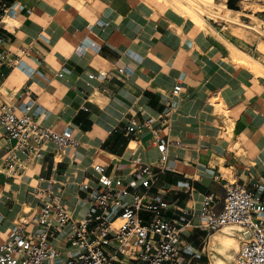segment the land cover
I'll list each match as a JSON object with an SVG mask.
<instances>
[{
  "label": "crops",
  "instance_id": "crops-1",
  "mask_svg": "<svg viewBox=\"0 0 264 264\" xmlns=\"http://www.w3.org/2000/svg\"><path fill=\"white\" fill-rule=\"evenodd\" d=\"M17 1L23 7L0 23L7 57L0 60V103L17 108L35 99L40 124L70 127L76 142L61 151L48 142L20 175L0 173V243L16 224L36 227L46 198L40 189L48 185L82 216L87 203L78 186L97 185L95 163L141 192L132 173L136 155L153 166L150 192L168 200L169 215L185 209L199 222L209 192L219 211L229 180L264 199V74L234 62L203 26L160 0ZM99 71L106 75L88 76ZM147 116L154 117L150 127L124 131ZM152 131L169 140L164 155L145 142ZM2 132L0 163L13 142ZM67 232L65 226L51 240L64 254ZM202 235L188 225L183 242L203 250Z\"/></svg>",
  "mask_w": 264,
  "mask_h": 264
},
{
  "label": "built area",
  "instance_id": "built-area-1",
  "mask_svg": "<svg viewBox=\"0 0 264 264\" xmlns=\"http://www.w3.org/2000/svg\"><path fill=\"white\" fill-rule=\"evenodd\" d=\"M22 7L17 0H0V23H5V17H12ZM5 58L6 55L0 53V60ZM10 62L14 65L17 58H11ZM117 71L129 74L123 68ZM105 75V71L95 75L88 73L90 78ZM179 89L180 84L176 83L172 92L177 93ZM41 113L35 99L17 108L0 103L2 135L13 140L6 146L0 173L20 175L27 161L43 155V146L48 142L54 143L60 151L76 142L70 127L55 130L40 124L37 116ZM153 121L152 116L132 120L124 131L129 134L150 127ZM145 142L154 144L161 155L170 144L155 131ZM132 161L135 164L133 176L143 190L129 191L121 178L109 175L103 165L95 163L92 168L97 185L79 183L78 186L87 203L80 217L73 215V209L68 208L61 195L53 192L49 185L40 189L46 198L33 218L36 227L27 229L25 222L12 227L8 237L0 243V264H190L201 253L191 243L183 242V229L188 225H195L206 233L228 227L240 241L231 264H264L263 198L235 180H229L219 211L215 209L213 193L209 192L200 201L199 222L192 221L185 209L169 215L168 200L150 192L157 180L151 163L144 162L138 155ZM158 168L160 172L162 167ZM257 188L262 187L258 184ZM127 196H130L129 201L125 200ZM65 226H68L66 254L51 244Z\"/></svg>",
  "mask_w": 264,
  "mask_h": 264
},
{
  "label": "rangeland",
  "instance_id": "rangeland-1",
  "mask_svg": "<svg viewBox=\"0 0 264 264\" xmlns=\"http://www.w3.org/2000/svg\"><path fill=\"white\" fill-rule=\"evenodd\" d=\"M160 2L170 5L177 11H181L173 0H160ZM214 4L210 7L216 11L221 6L228 9L223 13L217 12L213 16L204 12L201 17V25L211 35H213L230 54V48L233 46L239 49L246 58L252 57L256 60V68L260 69L258 74H264V0H231L237 8L232 9L227 5V0H213ZM230 9V10H229ZM182 12V11H181ZM231 56V55H230ZM238 64H245L239 59H234ZM228 227L216 229L202 235L203 253L206 258H193L190 264H213L214 258L222 260V264H231L232 259L240 245L234 233L228 230ZM228 232V233H226ZM219 234V235H218ZM217 235V236H216ZM221 238L228 236L232 238L236 245L221 249L219 245L215 248L209 246V240L213 237Z\"/></svg>",
  "mask_w": 264,
  "mask_h": 264
},
{
  "label": "bare ground",
  "instance_id": "bare-ground-1",
  "mask_svg": "<svg viewBox=\"0 0 264 264\" xmlns=\"http://www.w3.org/2000/svg\"><path fill=\"white\" fill-rule=\"evenodd\" d=\"M175 2L177 7L181 8L180 13L185 14V16H188L194 23L201 25V15L206 12L207 14L214 15L217 12L219 13H224L228 9L225 6H221L218 10L216 9L213 10L210 5L212 6L214 4L213 0H173ZM230 10V9H229ZM8 17H5V21H8ZM230 55L234 59H239L248 67L253 69L255 72H259L260 69L256 68V60L252 57L246 58L244 55H242L241 51L237 49L236 47L230 48ZM228 233V232H226ZM219 235V234H218ZM217 236V235H216ZM209 244L211 248H215L217 245L220 246L221 249H224L226 247H230L233 245H236L232 238L228 236H223L221 238H217L213 236L209 240ZM214 263L213 264H222V260L219 258H214Z\"/></svg>",
  "mask_w": 264,
  "mask_h": 264
},
{
  "label": "trees",
  "instance_id": "trees-1",
  "mask_svg": "<svg viewBox=\"0 0 264 264\" xmlns=\"http://www.w3.org/2000/svg\"><path fill=\"white\" fill-rule=\"evenodd\" d=\"M227 5H228L229 8H232V9H236V8H237L233 3H231V0H227ZM200 258H203L204 261H205V259H206V258L204 257V255H201L199 258H196V259H200Z\"/></svg>",
  "mask_w": 264,
  "mask_h": 264
}]
</instances>
